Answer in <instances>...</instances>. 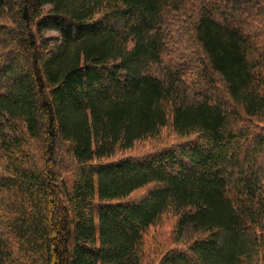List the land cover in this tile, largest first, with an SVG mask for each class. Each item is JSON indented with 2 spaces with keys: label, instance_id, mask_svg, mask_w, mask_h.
I'll return each instance as SVG.
<instances>
[{
  "label": "trees",
  "instance_id": "trees-1",
  "mask_svg": "<svg viewBox=\"0 0 264 264\" xmlns=\"http://www.w3.org/2000/svg\"><path fill=\"white\" fill-rule=\"evenodd\" d=\"M0 264H264V0H0Z\"/></svg>",
  "mask_w": 264,
  "mask_h": 264
},
{
  "label": "rangeland",
  "instance_id": "rangeland-1",
  "mask_svg": "<svg viewBox=\"0 0 264 264\" xmlns=\"http://www.w3.org/2000/svg\"><path fill=\"white\" fill-rule=\"evenodd\" d=\"M216 17L221 20V18L218 15ZM44 35H45V37L48 38V41L50 43L53 42L54 40H56L57 38H59V33L54 29L45 30ZM166 61L167 60L165 59L161 63H157V64L152 65V70H154V72H156V74H158V75H163L164 69L168 65V63H167L168 61L167 62ZM183 88H185V86H183ZM187 95H189L191 99L194 98V91L192 89L187 90ZM164 221H165V223L161 224L162 227L161 226H160V228L159 227H152L150 229V238H149L148 245H147V248H148L147 256H148V259H150V260L153 259V257L157 254V251L159 249L160 250L162 249V247H161L162 245H166L165 249L167 246H169L168 245L169 244V241H168L169 236H165L164 233H161V230H163L165 233H168V232L170 233L171 232L170 229H171L173 220L172 219H166ZM188 233H189V237L194 236L193 229H191V228L188 229ZM162 236H164V239L162 240V243L159 247L158 244L154 243V239L160 240Z\"/></svg>",
  "mask_w": 264,
  "mask_h": 264
}]
</instances>
